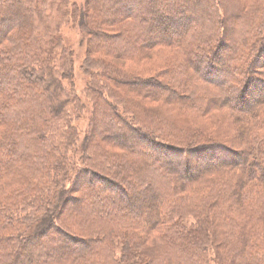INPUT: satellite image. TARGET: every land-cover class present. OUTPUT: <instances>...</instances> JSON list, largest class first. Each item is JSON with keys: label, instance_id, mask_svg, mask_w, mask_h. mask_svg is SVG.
Wrapping results in <instances>:
<instances>
[{"label": "trees", "instance_id": "obj_1", "mask_svg": "<svg viewBox=\"0 0 264 264\" xmlns=\"http://www.w3.org/2000/svg\"><path fill=\"white\" fill-rule=\"evenodd\" d=\"M179 1L192 16L198 7L203 24L171 16ZM233 1L235 24L224 0H173L162 7L159 0H117L114 9L124 7L117 17L113 7L97 10L95 2L80 9L81 30L86 33L85 25H93L97 29L90 32L110 43L99 46L100 51L136 60L165 45L183 58L173 56L161 71L162 82L147 81L149 89H139L144 81L124 82L121 70L96 78L109 88L97 97L110 123L102 131L104 123L97 117L94 129L101 133L97 139L91 130L79 144L84 161L78 170L65 162L77 144L76 131L64 123L69 99L47 58L51 50L35 40L37 0L0 1V24L18 8L24 12L18 25L6 26L0 35V76L11 74L1 77L0 88V194L10 192V200L0 201V209H6L0 210V264H264V147L244 148L249 141L264 142V133H257L264 129L258 115L264 116V94L256 101L245 98L257 82L251 75L254 66H264V46H258L264 41V8L260 0ZM145 12L150 22L139 18ZM156 22L171 24V31L164 33ZM104 28L118 33L111 36ZM153 33L161 36L156 42L148 41ZM7 41L16 47L6 48ZM121 92L185 115L192 112L213 127L218 124L213 110L226 111L243 130L241 139L235 138L243 150L209 141L197 126L179 125ZM125 129L131 136L121 135ZM143 156L151 164L134 169L135 159ZM196 159L201 166H195ZM71 174L76 178L67 188ZM88 192L94 197L91 204ZM116 198H123L127 208ZM146 236L152 240L145 243Z\"/></svg>", "mask_w": 264, "mask_h": 264}, {"label": "rangeland", "instance_id": "obj_2", "mask_svg": "<svg viewBox=\"0 0 264 264\" xmlns=\"http://www.w3.org/2000/svg\"><path fill=\"white\" fill-rule=\"evenodd\" d=\"M2 1V0H0ZM34 2L35 0H29V2ZM95 2L94 6L96 9H100L102 6L108 7L114 6V3L117 0H110L109 3H107L108 0H37V12L34 18V24H35V40L36 42L45 50L50 51L51 55L49 54V57H47L50 60V64L55 69V76L60 80V83L62 87L64 88V97L69 99L67 101L66 106L68 107V112L66 113L64 123L68 124L73 130L71 132L75 133V136L77 137V144L70 148V150L65 155V162L73 167V169L78 170L82 164H83V155H82V149H80V146L82 147V144L85 135L88 133H91V130L93 131L92 135H96L95 131V122L97 121V117L102 120L104 123L102 131L105 129H108V124L110 123V119L107 115H109L108 111L105 109H102L100 106V103H98V97L97 95L101 92V95L105 94V92L108 90V87L103 86L97 80L96 78H100L106 71H109L110 74H113L115 72L113 69L121 70L119 73L124 75L125 78L123 79L124 82L133 83L135 84L139 83L140 81H144L143 83H140L138 85L139 89H149V87L152 88V86L147 85V81L151 79L158 80V82H162V79L160 78L161 71L164 68H168V63L172 60V58L175 57V55L178 57V54L180 55L181 51L174 50L173 48H170L165 45L157 46L156 48L152 49L151 52H143V58H139L136 60H123L121 58H116L115 56L109 54L108 52H103L98 50L99 46L101 47H107L110 43L108 41H103L100 37H96L94 34H92L90 31L95 30L97 28L93 27V25L86 24L85 28L87 32H83L81 28L79 27L80 19L82 18L80 16V9L87 8V3ZM134 3H136L137 0H133ZM173 0H159V7L164 6L165 4L172 3ZM28 2V3H29ZM30 2V3H31ZM226 6H227V16L229 17L230 22L235 24L236 21H238L236 17V11L233 8L234 1L233 0H224ZM259 3V0L257 1ZM262 8H264V0H260ZM36 4V3H35ZM103 4V5H102ZM107 5V6H106ZM147 7V3L143 4ZM182 3L179 1L177 3V6H175L174 12H172L170 15L174 17H182L181 15H185L188 18H190L193 21H196V23L203 24V17L201 18L200 10L198 7H196L195 12L196 15L192 16L191 13L182 11ZM35 7V6H34ZM123 8L121 4H117V6L113 7L112 13L117 16H121L123 14ZM203 8L202 10H204ZM224 12V11H223ZM23 10L17 9L14 13H11L12 18L5 22V24H0V35L5 30V27L8 25H18V22L21 19V16L23 15ZM225 13V12H224ZM93 13L90 12L89 16H91ZM168 15V14H167ZM166 14L163 15L164 18H167ZM264 16V12L262 14ZM169 16V15H168ZM146 14H139V18L143 19L148 22L150 18ZM90 18V17H89ZM152 20V19H151ZM149 20V22L151 21ZM167 21V20H166ZM200 21V22H199ZM264 22L262 18L260 19V22ZM159 22H156L158 26H161L164 28V33H168L171 31V27L169 25L171 24H158ZM206 23V21H205ZM204 23V24H205ZM157 27V26H156ZM238 34L236 35V39L241 38L240 35V28L237 24ZM106 32L109 33L111 36H116L114 34H117V30H108L105 29ZM175 31H179V28L177 27ZM90 32V33H89ZM240 32V33H239ZM153 36L149 37L150 42H156L158 38H161V36H157L154 33ZM262 36H264V31L261 33ZM142 36H146L145 33L142 34ZM6 48H13L16 47L14 43L11 41L5 42ZM226 43H228V47H230L229 38L226 39ZM105 45V46H104ZM117 46H120V44H116ZM116 45L114 47H116ZM264 46V41L262 44L258 45L259 48ZM39 46V47H40ZM115 50V49H114ZM252 51V50H251ZM258 51V47L253 51L256 53ZM224 54V53H223ZM174 56V57H173ZM182 56V53H181ZM233 57V56H232ZM183 58V56L181 57ZM235 61V59H234ZM70 66V70L67 72V70H64L62 67L64 66ZM107 68L108 70H105ZM227 70H232L231 64H228ZM62 71L64 73L62 74ZM122 72V73H121ZM231 72V71H230ZM102 73V74H101ZM107 73V72H106ZM264 66H254V70L252 72V76L256 79V83L252 85L250 90H247L245 92L246 97L251 99L250 101H256L259 99V97L264 94ZM72 74L71 79L66 78L65 76ZM4 75H8V77L11 75L9 73H2V76H0V88L4 87ZM196 76V74H195ZM198 77H201L200 74L197 75ZM3 79H2V78ZM122 77V76H121ZM2 79V80H1ZM140 80V81H139ZM229 82H225V84H228ZM98 86H96V85ZM104 84V83H103ZM260 84V86H259ZM263 84V86H262ZM110 88H113L117 90V87L113 85V83H109ZM262 86V87H261ZM212 87V86H211ZM107 88V89H106ZM182 93V92H181ZM121 95L124 97H130L132 100H135L136 102H139L140 105L143 107L157 110V112L161 114L168 115L169 117H174L179 125L187 126V125H194L200 128L202 132L203 138L212 140L213 142L219 143V144H225L227 146H230L234 148L237 151L243 150L242 145H237L239 143L236 142V139H241L243 135L242 128L240 129V126L234 121L230 114L226 111L221 110L220 112H212V118H214L216 121H218V124L213 127L212 121H205L206 118H198V115L192 114V112H187L185 115L178 110H171L167 106L161 104L157 101L149 100L146 97H141L140 95H135L133 93H124L121 92ZM264 100V99H263ZM123 106H126L123 104ZM262 108L264 110V102L262 103ZM131 111L133 109L129 108ZM106 114V115H105ZM264 114V113H263ZM259 117L264 118V116L261 114V112L258 114ZM199 120V121H197ZM202 120V121H201ZM63 124V125H65ZM137 125V124H136ZM55 128V127H53ZM58 128L53 129L56 137H61V132L57 130ZM101 133V130L97 132V136H99ZM258 134H263L264 129L261 128L257 131ZM121 135H124L128 137L130 133L127 132V129L124 131H121ZM131 136V135H130ZM249 138H253V135L250 134ZM232 140V142L229 141ZM205 142V141H204ZM236 142V143H233ZM244 144V142H243ZM249 145L253 148H261L264 147V142H246L244 148H247ZM59 154V153H58ZM219 155L218 152H214L213 156ZM196 158V157H195ZM209 156H207L208 160ZM202 159V160H204ZM210 159V158H209ZM142 161V162H141ZM138 162V163H137ZM151 159L147 156L141 157L140 161L133 162V168L137 169L142 166V164L149 165L151 164ZM154 162L153 164H155ZM157 164V163H156ZM162 162L159 164L162 166ZM202 163H199V161L196 159L195 166L199 167ZM151 166V165H150ZM137 167V168H136ZM144 167V165L142 166ZM107 173H110L113 175L110 171H106ZM71 173V172H70ZM69 173V174H70ZM155 175V174H154ZM154 175L150 176L146 181L149 182L150 180L154 179ZM70 180L68 181L67 188H70L73 186L74 180L76 178L75 174H71L68 176ZM139 180L133 181L134 186L140 185ZM155 185V184H154ZM156 186V185H155ZM10 193V192H9ZM7 192L6 189L2 190L3 196L0 194V201L2 200H10V194ZM96 194L102 193L101 191H96ZM71 194L75 196L74 190H71ZM87 200L90 198V204L91 199L94 197L92 196V193L86 195ZM145 197H150V193H146ZM16 199V198H15ZM94 200V199H93ZM89 201V200H88ZM87 201V203H89ZM117 204L122 207L123 209L127 208V204L123 198H116ZM104 205L108 207L109 200H104ZM107 203V204H106ZM144 203V202H143ZM89 204V205H90ZM3 205H6L3 202ZM142 210H146V203L141 205ZM1 208V207H0ZM1 210V209H0ZM6 210V209H5ZM5 210L2 208L1 212H5ZM246 212V210H245ZM188 222H192V219L189 218ZM1 223L6 225L8 223L5 221L4 217L1 219ZM12 225H16V223L13 222ZM212 230H213V224H212ZM76 234L77 231H76ZM152 236H146V240L144 241L149 242L152 239ZM211 240L213 241V237H211ZM122 243V242H120ZM138 255L140 254V251L134 252ZM61 253H58V256H61Z\"/></svg>", "mask_w": 264, "mask_h": 264}]
</instances>
